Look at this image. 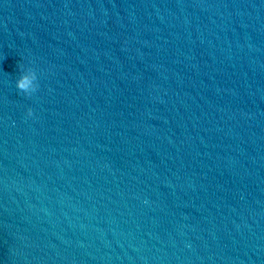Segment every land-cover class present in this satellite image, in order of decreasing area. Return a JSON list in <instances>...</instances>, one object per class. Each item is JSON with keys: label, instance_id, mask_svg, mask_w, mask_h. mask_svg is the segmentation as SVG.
<instances>
[{"label": "clouds", "instance_id": "1", "mask_svg": "<svg viewBox=\"0 0 264 264\" xmlns=\"http://www.w3.org/2000/svg\"><path fill=\"white\" fill-rule=\"evenodd\" d=\"M16 88L20 92H23L26 96H31L39 88L38 77L36 72L31 69H29L28 72L22 71L21 75L16 80ZM27 115H33V111L31 108L28 109Z\"/></svg>", "mask_w": 264, "mask_h": 264}]
</instances>
